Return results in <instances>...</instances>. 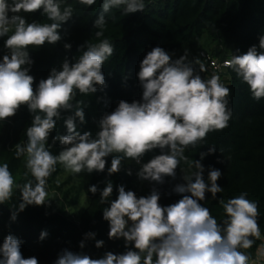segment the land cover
<instances>
[{
  "label": "clouds",
  "instance_id": "9594fccd",
  "mask_svg": "<svg viewBox=\"0 0 264 264\" xmlns=\"http://www.w3.org/2000/svg\"><path fill=\"white\" fill-rule=\"evenodd\" d=\"M79 2L92 6L96 0ZM144 8V0H103L102 11L94 21L95 41L82 45V54L74 63L66 58L60 70L53 68L48 78L34 88V77L29 74L34 60L28 49L60 42L61 27L72 18L74 9L67 0H0V37H7L8 49L0 62V121L14 117L22 106H27L34 117L26 129L27 142L18 143L13 149L17 159L25 158V176L30 173L34 180L17 184L9 165L0 164V205L12 198L14 188L19 189L21 202L11 214L14 222L27 206L48 203V178L58 164L73 175L85 170L88 174L102 173L106 158L111 155L109 176L121 171L123 161L132 160L140 165L137 175L141 180L163 184L165 177L176 178V170L183 161L196 171L192 176L183 175L186 183L173 189L182 196L176 203L162 207L160 192L155 187L149 196L137 198L135 192L120 186L117 199L104 208L103 218L110 226L109 239L123 238L128 247L125 253L107 252L104 257L93 259L64 250L54 264H264V240L256 248L255 259L241 251L251 249L255 240L261 239L258 204L248 199L246 192L227 201L219 199L226 218L218 222L209 208L200 203L205 201L206 193L210 192L216 200L217 194L224 191L217 183L222 172L210 168L206 182L201 163L216 149L211 147L208 153H201V160H189L184 154L186 148L196 147L209 133L227 128L233 116L228 99L230 89L215 72L208 78L202 77L205 69L198 58L188 62L185 52L173 60L163 48L154 47L142 60L137 74L142 100H121L114 111L102 116L95 136L77 130V119L81 125L86 123L85 102L73 103L77 92L95 94L97 86H105L102 69L115 51L104 36L106 14L120 9L128 15ZM21 12H41L51 23H29L19 15ZM110 18L116 22L114 14ZM64 48L71 50V45L66 43ZM194 65H199V71ZM225 65L249 86L253 99H264V36L259 37L258 46L233 55ZM69 111L74 115L64 121L67 135L52 141L53 145L59 141L62 148L54 155L49 150V136L61 113ZM156 149L161 154L142 163L143 157ZM127 174L132 175L131 169ZM55 182L59 185L60 178ZM88 191L96 194L98 188L93 185ZM112 193L113 184L109 181L101 192L100 203L108 202ZM46 236L42 232L41 240ZM85 239H95V233H87ZM133 245L135 250L130 247ZM103 246V241H96L97 248ZM80 247L83 249L85 244L81 242ZM0 264L39 262L35 257L24 258L21 241L10 234L0 246Z\"/></svg>",
  "mask_w": 264,
  "mask_h": 264
},
{
  "label": "trees",
  "instance_id": "16d2710c",
  "mask_svg": "<svg viewBox=\"0 0 264 264\" xmlns=\"http://www.w3.org/2000/svg\"><path fill=\"white\" fill-rule=\"evenodd\" d=\"M103 0H96L92 6L81 4L79 0H67L73 9V16L61 27L62 40L55 45L45 44L39 48H29L30 57L34 60L29 74L34 77V88L40 80L47 79L53 68L60 70L67 58L74 63L75 58L82 52L81 46L88 41H95L94 21L102 11ZM142 12L123 15L120 9H113L106 14L108 20L105 38L114 46V54L103 66L105 86H97L95 94L77 96L73 103L83 100L86 123L81 125L77 119V130L84 134L91 132L93 136L100 130L99 121L107 112L114 111L121 100L129 103L142 100V88L138 79L140 64L148 52L154 47L163 48L168 54L188 46L201 43L205 35H213L216 45L211 50H204L213 58L225 60L233 55L247 52L253 46L259 45V37L264 36V0H144ZM27 22L51 23L41 12L23 13ZM117 17L116 22L110 18ZM7 37H0V62L8 54L5 47ZM70 44L71 50H66L64 44ZM86 50V49H85ZM191 59L189 62H192ZM202 63V61H201ZM27 67V66H26ZM199 71V65H194ZM202 77L207 78L205 71ZM224 84L230 89L229 107L233 111L229 126L223 130L214 131L196 147L185 149L189 160H201V153H208L209 148L216 149L214 154L206 155L201 161L205 168L204 177L207 181L210 168L222 172L218 180L224 189L212 199L210 192L206 193L202 206L209 208L211 215L222 222L226 218L219 199L235 198L241 193H247V198L258 204V223L261 239L255 240L251 249L246 251L255 259L256 248L264 240V99L257 101L252 98L249 86L237 77L229 67L225 74ZM74 115L73 112H62L57 120L55 130L48 139L49 150L58 155L62 150L59 141H52L60 135H67L65 119ZM33 114L27 106H22L14 117L0 121V164L7 163L17 184L34 180L27 169L24 157H15L14 147L18 143H26V129L31 126ZM159 149L148 152L142 163L149 162L160 155ZM112 156L106 158L104 172L88 174L85 170L78 175H71L66 184L76 182V185L65 192L63 185H57V177L63 174V168L58 164L57 170L48 178L47 191L51 187L57 189L52 198H47L43 206L29 205L20 212L16 221L11 220L12 210L21 202V193L14 188L12 198L0 205V246L8 235H13L21 241V252L24 258L35 257L39 264H54L59 254L69 250L77 254H86L93 259L104 257L107 252L119 255L128 250L126 242L121 239H109V223L103 218V210L110 207V202L117 199L118 189L124 186L126 191H133L137 198L151 194L150 186H138L137 173L140 165L135 161L125 160L119 173L109 176ZM131 169L132 175H128ZM24 170L21 178L19 173ZM196 171L181 161L176 170V178L165 177L163 184L154 183L160 192L162 207L176 203L182 198L173 191L177 184L186 183L183 175L192 176ZM140 179V178H139ZM113 184V193L108 202L101 204V192L107 182ZM97 186L98 191L92 194L88 191L91 186ZM75 195H71L73 192ZM81 194L86 195L89 204L82 210L77 219L67 214V209L79 204ZM190 195V194H189ZM47 236L41 240V233ZM95 233V239H85L87 233ZM103 241L104 246L96 247V241ZM83 242L85 247L81 249ZM132 250L134 245L130 246Z\"/></svg>",
  "mask_w": 264,
  "mask_h": 264
},
{
  "label": "rangeland",
  "instance_id": "374dc122",
  "mask_svg": "<svg viewBox=\"0 0 264 264\" xmlns=\"http://www.w3.org/2000/svg\"><path fill=\"white\" fill-rule=\"evenodd\" d=\"M10 16L12 15L11 13L9 14ZM19 15H22L21 13H19ZM216 45V43L214 42V38L213 35H205V37L203 38V40L201 41V43H199L198 45L196 44L195 46H188L185 47L183 49H180L179 51L173 53L171 56L173 58V60L178 59L180 56L184 55L185 52L188 53V62L191 59H195L198 58L200 61V53L201 51L204 50H212L214 48V46ZM24 170H21V172L19 173L20 175L18 176V179L22 177ZM25 174V173H24ZM71 173H66L65 170H63V174L60 177V184L59 185H63L62 191L65 192L66 190H68L69 188L73 187L74 185H76V182H70L68 184H66L67 180L69 179V177L71 176ZM155 182H151V183H145L143 180L139 179V177L137 176V182L136 184L140 187V186H150V187H154ZM57 193V189L55 187H51L49 195H48V199L52 198L56 195ZM76 192L74 191L71 195H75ZM89 204V199L86 197V195L81 194L80 196V201L79 204L75 207L72 208H68L67 209V214L68 216H70L72 219H77L79 214L82 212V210ZM131 223V222H129ZM121 240H123L125 242V240L123 238H121Z\"/></svg>",
  "mask_w": 264,
  "mask_h": 264
},
{
  "label": "built area",
  "instance_id": "2783aa9c",
  "mask_svg": "<svg viewBox=\"0 0 264 264\" xmlns=\"http://www.w3.org/2000/svg\"><path fill=\"white\" fill-rule=\"evenodd\" d=\"M139 12H142V11H139ZM200 59L204 66L205 74L207 78L210 77L213 72L221 76L225 74L226 69L229 68L225 65V61L229 60L230 58L221 61V60L213 58L211 55H209L206 52H201ZM221 81L224 82L225 81L224 78H221ZM143 181L147 184L151 183V181H148V180H143Z\"/></svg>",
  "mask_w": 264,
  "mask_h": 264
}]
</instances>
